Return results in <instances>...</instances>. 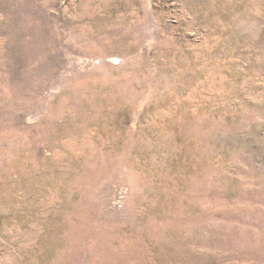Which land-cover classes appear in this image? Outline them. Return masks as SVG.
Listing matches in <instances>:
<instances>
[{"label":"rangeland","instance_id":"374dc122","mask_svg":"<svg viewBox=\"0 0 264 264\" xmlns=\"http://www.w3.org/2000/svg\"><path fill=\"white\" fill-rule=\"evenodd\" d=\"M0 264H264V0H0Z\"/></svg>","mask_w":264,"mask_h":264}]
</instances>
